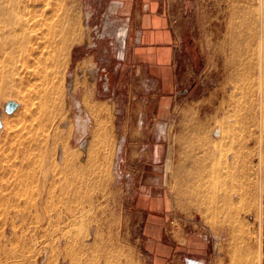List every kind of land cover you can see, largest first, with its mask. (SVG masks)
Wrapping results in <instances>:
<instances>
[{
    "label": "rangeland",
    "instance_id": "rangeland-1",
    "mask_svg": "<svg viewBox=\"0 0 264 264\" xmlns=\"http://www.w3.org/2000/svg\"><path fill=\"white\" fill-rule=\"evenodd\" d=\"M63 1L80 15L83 41L72 46L64 72V98L56 114L64 118L56 132L47 125L48 138L30 159L19 141L32 105L29 95L0 99V264H189L198 255L206 264H240L241 257L264 264L259 0H185L176 15L180 82L173 95L133 70L128 24L123 37L128 57L120 55L118 34L112 31L126 22L120 8L109 13L120 0ZM108 24L113 28L103 34ZM11 100L18 106L9 113ZM187 138L211 139L219 168L226 154L236 155L234 178L215 189L234 193L230 206L221 195L218 205L225 208L216 213L183 206L177 182L179 164L190 150ZM92 144L97 152L90 160L86 147ZM67 155L73 166L93 170L96 177L82 180L84 199L65 189ZM237 188L242 196L235 194ZM86 238L89 248L82 250L78 243Z\"/></svg>",
    "mask_w": 264,
    "mask_h": 264
},
{
    "label": "bare ground",
    "instance_id": "bare-ground-1",
    "mask_svg": "<svg viewBox=\"0 0 264 264\" xmlns=\"http://www.w3.org/2000/svg\"><path fill=\"white\" fill-rule=\"evenodd\" d=\"M62 2L64 1L0 0V99L5 96H14L17 94L19 95L24 92L28 93L29 95L28 97L32 102V105L29 106L27 112L25 113L24 121L20 129H24L25 131L21 134L22 137L18 134L21 137V140L19 141H21L22 144L20 145H24L23 148L21 147L22 152L24 153L23 156L27 159H30L32 157L33 149H37V147L40 148V146L43 145L42 143L44 139H46L47 134L49 135V133L47 132L48 129L54 126V132H56L59 123L64 118L59 117L60 114L59 116L56 115L57 112L61 110V101L63 100L62 97L64 93L65 82L64 72L65 68H67L68 61H70V52L72 46L75 43H81L83 41L84 34L81 24L82 21L79 17L80 15L76 17L71 9L66 6L67 4L64 5ZM258 4V16L260 19V24L257 43V74L258 92L260 96V109L263 112L264 0H259ZM116 7L117 4L113 5L109 13L112 14L116 10ZM124 24L120 25L118 29L116 28L118 32L117 34L120 37V39L118 40L120 43V50H123V37L127 31V22ZM108 27H110L109 24ZM106 29L107 27H105L104 32ZM81 64L82 67L86 65L84 61ZM92 76L94 77V75ZM87 83L88 82H86V84ZM86 104L89 108H93V105H95L89 102ZM96 107L98 108V106ZM94 111L95 109H93V113H95ZM104 114H106V112ZM207 121L209 120H206V122ZM208 123L209 122H207V124ZM41 126L43 127V130H40ZM108 129H110V127ZM192 129H200L199 132H201L204 131L205 128L201 126H194V128ZM219 132L221 138L225 139L227 137V130L225 128L222 127ZM263 140V135H261V147L259 151L260 177L258 192L261 199L264 193V149L262 148L264 142ZM203 141V143L205 144L201 143V139H199L196 143L192 138L185 139V142L190 145V150H188L186 154L184 153L186 156H184L185 162L182 161L179 164L178 172L181 174V177L178 179L177 188L178 195L182 197L183 206L185 205L186 208H203V210H205V212L203 213H206L207 211L215 212V210L223 208L222 206L218 205L220 197L222 198L223 204L227 207L228 205L230 206V204L233 203L232 195L234 193H231V191L229 190L219 192L215 189L217 188L216 185L219 182L226 181L232 176L234 178L235 174L232 170L234 168L236 155H233L232 153L226 154L225 159L220 162L221 167L219 168L217 162L215 161L213 150L214 144H212V140L203 139ZM89 145L86 147V149H88L87 155L89 159L92 160L96 156L97 151L94 144H92L91 146ZM44 148L46 147L44 146ZM196 149H203L205 150V153H201L202 155H200L199 153H197ZM97 150L99 149L97 148ZM72 161V156L67 155V164H64L65 167L63 170V175L67 182L65 189L67 192L72 194L73 197L77 198V200H81L86 198L88 195V193H85L83 190L82 180L84 181L85 179L87 181L94 182L96 181V177L93 173V170L90 172H83L80 167L73 166L71 164ZM187 161H191L192 164L189 165ZM235 191V194H240V196L243 195V191L241 189L237 188ZM219 195L221 196L219 197ZM259 206V216L262 217V203H260ZM213 218H215V216H213ZM78 244H80L82 250H88L90 241L86 238V240H83ZM107 257H110V254L107 253ZM110 263L113 262L111 261ZM248 263L249 262L247 258L241 257L240 264ZM101 264L108 263L102 261Z\"/></svg>",
    "mask_w": 264,
    "mask_h": 264
},
{
    "label": "crops",
    "instance_id": "crops-1",
    "mask_svg": "<svg viewBox=\"0 0 264 264\" xmlns=\"http://www.w3.org/2000/svg\"><path fill=\"white\" fill-rule=\"evenodd\" d=\"M115 3V12L119 13L120 8L123 14L120 13L119 17L128 24L127 42L130 41L129 55L133 70L147 80L159 82L163 93H178L180 81L176 73V53L180 32L176 15L183 8L185 0H120ZM124 56L125 59L128 57L126 54ZM148 193L152 195V192ZM190 262L206 264L199 255Z\"/></svg>",
    "mask_w": 264,
    "mask_h": 264
},
{
    "label": "water",
    "instance_id": "water-1",
    "mask_svg": "<svg viewBox=\"0 0 264 264\" xmlns=\"http://www.w3.org/2000/svg\"><path fill=\"white\" fill-rule=\"evenodd\" d=\"M17 106H18V103L13 101V100H11V101L6 103V111L11 113L17 108ZM1 126H2V120L0 118V127Z\"/></svg>",
    "mask_w": 264,
    "mask_h": 264
},
{
    "label": "flooded vegetation",
    "instance_id": "flooded-vegetation-1",
    "mask_svg": "<svg viewBox=\"0 0 264 264\" xmlns=\"http://www.w3.org/2000/svg\"><path fill=\"white\" fill-rule=\"evenodd\" d=\"M115 13V11L112 13V14H114ZM107 27V29L105 30V32L103 33V34H105V33H110L109 31H111L112 30V27H108V25L106 26ZM111 28V29H110ZM115 30V31H114ZM114 30L112 31V32H116V33H118L117 32V30H116V28H114ZM118 39H120V37H119V35H118ZM124 47H125V45H124ZM124 47H123V50H120V48H119V51H120V55H122V54H124L123 52H124Z\"/></svg>",
    "mask_w": 264,
    "mask_h": 264
},
{
    "label": "trees",
    "instance_id": "trees-1",
    "mask_svg": "<svg viewBox=\"0 0 264 264\" xmlns=\"http://www.w3.org/2000/svg\"><path fill=\"white\" fill-rule=\"evenodd\" d=\"M106 79H107V81H106V88H108L109 87V82H108L109 77L106 76Z\"/></svg>",
    "mask_w": 264,
    "mask_h": 264
}]
</instances>
